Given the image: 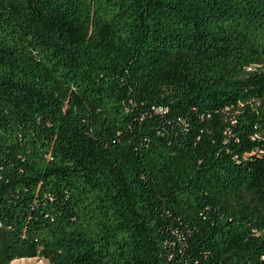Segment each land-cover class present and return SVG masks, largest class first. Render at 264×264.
<instances>
[{
  "label": "trees",
  "instance_id": "trees-1",
  "mask_svg": "<svg viewBox=\"0 0 264 264\" xmlns=\"http://www.w3.org/2000/svg\"><path fill=\"white\" fill-rule=\"evenodd\" d=\"M262 65L264 0H0V230L52 264H264Z\"/></svg>",
  "mask_w": 264,
  "mask_h": 264
},
{
  "label": "rangeland",
  "instance_id": "rangeland-1",
  "mask_svg": "<svg viewBox=\"0 0 264 264\" xmlns=\"http://www.w3.org/2000/svg\"><path fill=\"white\" fill-rule=\"evenodd\" d=\"M260 69L264 71V65ZM0 258L2 264H52L41 248L30 245L24 239L11 242L1 230Z\"/></svg>",
  "mask_w": 264,
  "mask_h": 264
}]
</instances>
